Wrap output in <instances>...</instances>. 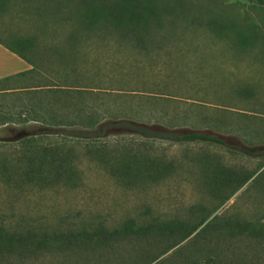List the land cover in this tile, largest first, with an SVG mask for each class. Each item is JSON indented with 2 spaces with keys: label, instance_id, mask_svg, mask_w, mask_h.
Segmentation results:
<instances>
[{
  "label": "rangeland",
  "instance_id": "1",
  "mask_svg": "<svg viewBox=\"0 0 264 264\" xmlns=\"http://www.w3.org/2000/svg\"><path fill=\"white\" fill-rule=\"evenodd\" d=\"M44 1L38 7L53 8L43 3L58 0ZM156 3L177 17L162 24L149 54L116 40L78 47L101 60L94 87L64 88L59 95L21 88L51 77L53 45L42 37L29 51L43 56L42 74L21 89L0 90V139L17 140L42 125L108 126L95 141L38 138L31 155L37 174L29 177L22 158L27 145H0V159L8 160V175L0 172V225L41 236L121 233L128 223L140 230L105 243L0 256V264H208L211 250L219 264L237 251L264 256V237L221 229L227 222L264 224V0ZM211 24L223 25L229 38L217 37ZM15 26L18 39L32 36L33 25ZM237 32L251 44L239 47ZM86 67L77 69L79 79L87 77ZM121 120L163 133H205L224 144L143 137L107 123ZM212 219L215 227L194 238ZM201 220L183 240L182 227ZM167 224L176 230H155Z\"/></svg>",
  "mask_w": 264,
  "mask_h": 264
},
{
  "label": "trees",
  "instance_id": "2",
  "mask_svg": "<svg viewBox=\"0 0 264 264\" xmlns=\"http://www.w3.org/2000/svg\"><path fill=\"white\" fill-rule=\"evenodd\" d=\"M44 0H25V6L19 8L17 12L10 14L11 26H13V32L6 40L0 41L9 51L17 55L19 58L24 60L30 68L20 72L18 74L8 76L0 79L1 84H7L12 88L0 89L1 91H7L11 89L35 88L53 90L51 91L55 95L62 93L64 88H89L94 87V82L98 77V72L101 67V60L96 57L83 55L81 52L82 44L94 43L106 45L112 44L116 41L125 43L123 45L136 46V49L140 53L149 54V45L153 43L154 35L166 28L162 24L165 22H173L176 19L177 11L175 9H161L157 6L156 0H58L53 1V4L43 3L53 8H40ZM66 4L68 7L72 5L77 9H60L58 7ZM161 9V10H160ZM178 19V18H177ZM29 23L34 26L32 36L23 40L18 39L16 24ZM150 23H155V28L150 27ZM216 25V26H215ZM212 25L214 34L219 38H229L224 32L226 29L223 25ZM15 29V31H14ZM164 30V29H163ZM16 36V37H15ZM49 39L53 45L52 53L54 59L50 62L53 65L51 77L46 75V80H35L39 81L35 83V86L18 87L19 85L25 84V80L29 77H35L41 73L43 68L40 64L43 56H35L32 58L29 56V51L35 44V40ZM236 41L239 47H243L251 44V40L246 34L237 32ZM42 41V40H41ZM120 43V44H121ZM58 45H67V50H61ZM138 47V48H137ZM70 48V49H69ZM148 48V49H147ZM69 49V52L67 53ZM156 50H161L158 48ZM138 51V52H139ZM43 54V52H41ZM51 59V57H50ZM87 66L85 69L88 71L87 77L80 79L78 78V68ZM119 64L117 65V67ZM80 80V81H78ZM12 84V85H11ZM6 85V87H7ZM93 85V86H92ZM3 86V85H2ZM36 91V90H35ZM115 123L116 121L107 122L110 128L122 127L131 134L143 136V137H160L170 138L177 141L193 142V141H209L217 144H224V142L212 135L205 133H198L195 131H184L181 134H171L169 132H157L150 130L146 125H142L134 122ZM105 122L93 121L88 127L80 126V124L74 125H42L38 131L24 135L22 138L17 140H6L0 139L1 146H16L27 145L22 153V158L27 159L28 165L31 167L29 173H26V177L30 174H37L35 161L31 155L32 149L35 142L40 137L57 136L63 138H69L73 141H95L100 137H103L105 130ZM118 122V121H117ZM129 133V134H130ZM20 160V159H19ZM7 158L2 157L0 159V172L4 176L8 175L7 171ZM215 219H212L209 223L204 225L200 230L193 236H202L208 230L215 227ZM203 223L201 220L199 223L194 224L190 227H182L187 230L183 240L193 234L198 227ZM222 231L241 229L247 232L248 235L255 238L264 237V224H251V223H237L236 226L230 223L224 224ZM177 226L170 224L158 225L155 230L162 232L173 233ZM120 232H106V231H95L93 233H71L68 235H38L35 232L26 233H15L7 231L2 225H0V256L9 257V255H36L38 251L42 249H71L79 245L88 244H99L105 243L112 239L114 236L126 235L130 231L140 230L128 223ZM178 230V229H177ZM158 231V232H159ZM141 232V231H140ZM192 237V238H193ZM197 238V239H198ZM247 255L245 252L237 251L232 256H225L227 258L225 264H264V256L258 254ZM230 257H232L230 259ZM208 264H219L221 263L220 257L217 256L216 252L210 251L208 255ZM223 260V259H222ZM188 262V261H187ZM214 262V263H212ZM216 262V263H215ZM188 264H197L188 262Z\"/></svg>",
  "mask_w": 264,
  "mask_h": 264
},
{
  "label": "crops",
  "instance_id": "3",
  "mask_svg": "<svg viewBox=\"0 0 264 264\" xmlns=\"http://www.w3.org/2000/svg\"><path fill=\"white\" fill-rule=\"evenodd\" d=\"M25 0H0V41L7 43V38L13 32L10 14L23 8ZM30 66L17 55L9 51L0 43V79L18 74L29 69Z\"/></svg>",
  "mask_w": 264,
  "mask_h": 264
}]
</instances>
